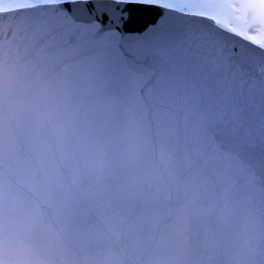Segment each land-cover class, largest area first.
<instances>
[{
	"label": "snow or ice",
	"instance_id": "1",
	"mask_svg": "<svg viewBox=\"0 0 264 264\" xmlns=\"http://www.w3.org/2000/svg\"><path fill=\"white\" fill-rule=\"evenodd\" d=\"M0 264H264V0H0Z\"/></svg>",
	"mask_w": 264,
	"mask_h": 264
}]
</instances>
